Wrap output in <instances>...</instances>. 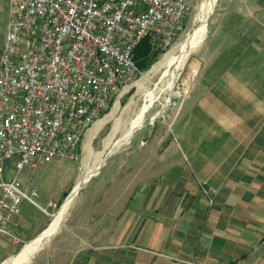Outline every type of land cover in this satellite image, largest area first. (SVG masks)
I'll list each match as a JSON object with an SVG mask.
<instances>
[{"label":"crops","instance_id":"1","mask_svg":"<svg viewBox=\"0 0 264 264\" xmlns=\"http://www.w3.org/2000/svg\"><path fill=\"white\" fill-rule=\"evenodd\" d=\"M9 8L0 0V52ZM203 62L160 139L136 137L140 128L109 155L110 145L93 151L101 116L79 161L25 167L19 180L37 206L23 201L9 227L20 243L0 234V264L49 227L92 158L105 161L34 264H264V0L217 1Z\"/></svg>","mask_w":264,"mask_h":264},{"label":"built area","instance_id":"2","mask_svg":"<svg viewBox=\"0 0 264 264\" xmlns=\"http://www.w3.org/2000/svg\"><path fill=\"white\" fill-rule=\"evenodd\" d=\"M9 11L0 52V234L18 244L9 227L23 201L37 206L21 171L79 161L85 133L139 74L135 48L147 36L168 44L191 6L189 0H10ZM6 163L13 168L9 179ZM203 193L212 205L214 194Z\"/></svg>","mask_w":264,"mask_h":264},{"label":"rangeland","instance_id":"3","mask_svg":"<svg viewBox=\"0 0 264 264\" xmlns=\"http://www.w3.org/2000/svg\"><path fill=\"white\" fill-rule=\"evenodd\" d=\"M203 1L204 0H189L191 11L187 17L178 24L175 29V34L172 36L168 44L163 42L160 37L150 36L153 48L155 50H164V53L158 57L157 61L153 63L147 71L139 72L135 81L124 87L120 93L112 99L107 111L99 119H105L106 122L101 126L100 130L91 140V150H105L108 145H112L114 142L119 140L125 130L128 128L129 123H131L136 118L140 108L145 104L147 95L149 93H155V91L160 87V84L166 80L168 70L162 69L160 71H153L151 69L165 53L169 52L170 50H176L180 42H182L185 37L192 32L196 24L195 16ZM217 1L218 0L214 1L213 9L208 19L206 27L207 32L203 43L198 48L199 50L197 49L193 51L194 53H191L188 59L189 61L187 62L184 70L181 72L179 81L175 86V91L179 93V96L173 97L167 107L161 110L165 98L167 97V93L159 95L145 114L143 127L134 134L136 137L138 135H145L146 138L150 137L152 139L156 136L158 139H160L161 136H165L166 133L163 132L165 124L173 115H175L176 109L180 108L181 105L189 99L191 92L198 85L199 75L204 63V54L212 31L213 17L215 14ZM157 113H159L158 117L154 120V122H151V119ZM115 125H117L116 128ZM167 132H169L168 129ZM126 147L127 146H124L123 148ZM94 166L95 161L92 158L90 160L89 167L85 169L84 172ZM60 206L55 208L54 213L51 215L52 220L59 211ZM25 244L15 247V250H17L15 255ZM41 252L42 249L33 255L29 264H34L37 256Z\"/></svg>","mask_w":264,"mask_h":264},{"label":"bare ground","instance_id":"4","mask_svg":"<svg viewBox=\"0 0 264 264\" xmlns=\"http://www.w3.org/2000/svg\"><path fill=\"white\" fill-rule=\"evenodd\" d=\"M214 1L215 0H204L201 3L200 8L195 16L196 24L192 32L189 33L185 37V39L182 42H180L179 45L177 44L178 46L176 50H170L169 52L165 53L162 56V58L152 67L151 70L153 71H160L162 69L168 70V75L166 77V80L160 84V87L155 91V93H149L147 95L146 102L140 108L138 114L136 115V118L131 123H129V126L123 133L122 137L108 147L107 153L113 148H117L121 145L126 144L133 136L135 131L143 127L144 116L159 95L163 93H167V97L165 98L161 110L167 107V105L171 102V99L173 97L179 96V93L175 91V86L179 81L181 72L184 70L187 62L189 61L188 59L191 53L197 50L203 43V40L207 32L206 31L207 22L213 9ZM158 115L159 113H157L151 119V122H154V120L158 117ZM102 123H103L102 121H99L97 123V125H99L98 127H100ZM116 126L117 125H115V128ZM93 137L94 135L91 136V138ZM104 161H105L104 158L100 159L98 164H96L92 168H89L85 172L81 180L74 188V191H72L73 193H71L68 196V198H66L65 203L59 209V211L57 212L56 216L52 220L49 227L45 231H43L38 237L26 243L16 255L10 257L2 264H29L31 262L33 255L42 246L43 241L50 235L55 234V232L58 230L66 214L68 205H70V202L75 192L78 190V188L81 186L82 183L86 182L90 177L98 174V171L100 167L103 165Z\"/></svg>","mask_w":264,"mask_h":264},{"label":"trees","instance_id":"5","mask_svg":"<svg viewBox=\"0 0 264 264\" xmlns=\"http://www.w3.org/2000/svg\"><path fill=\"white\" fill-rule=\"evenodd\" d=\"M163 53L164 50L153 48L150 36L145 37L133 52V59L139 72L147 71Z\"/></svg>","mask_w":264,"mask_h":264},{"label":"water","instance_id":"6","mask_svg":"<svg viewBox=\"0 0 264 264\" xmlns=\"http://www.w3.org/2000/svg\"><path fill=\"white\" fill-rule=\"evenodd\" d=\"M119 147H120V146H119ZM119 147H117V148H119ZM115 149H116V148L111 149V150L108 152L107 155H109V154H110L113 150H115ZM64 201H65V200H64ZM41 248H42V246L36 251V253H37ZM36 253H35V254H36ZM35 254H34V255H35Z\"/></svg>","mask_w":264,"mask_h":264}]
</instances>
